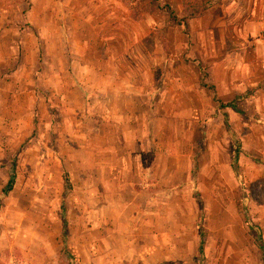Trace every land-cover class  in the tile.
Segmentation results:
<instances>
[{
  "label": "rangeland",
  "instance_id": "374dc122",
  "mask_svg": "<svg viewBox=\"0 0 264 264\" xmlns=\"http://www.w3.org/2000/svg\"><path fill=\"white\" fill-rule=\"evenodd\" d=\"M123 2L134 18L155 10L144 38L157 42L153 56L137 49L145 27L130 16L110 33L93 23L95 11L85 27L89 3L67 19L50 14V0H0V191L13 179L0 198V264H264L249 227L264 244V64L253 59L257 39L264 44V0H211L180 34L159 1ZM210 24L212 48L201 50L209 35L199 31ZM106 36L110 47L119 43L117 63L99 62ZM56 38L69 42L73 62L57 61L65 48ZM210 85L223 103L250 89L237 102L242 113L220 107ZM105 87L116 89L101 99L106 114L132 127H98V100L87 106L84 92ZM132 87L137 94L125 96ZM123 136L139 138L149 207L163 211L145 240L135 221L125 224V208L106 206L117 194L102 179L107 163L118 165ZM159 234L166 246L141 255V242Z\"/></svg>",
  "mask_w": 264,
  "mask_h": 264
},
{
  "label": "crops",
  "instance_id": "0c3cea01",
  "mask_svg": "<svg viewBox=\"0 0 264 264\" xmlns=\"http://www.w3.org/2000/svg\"><path fill=\"white\" fill-rule=\"evenodd\" d=\"M159 1V4L161 6H163L162 4H168L172 9H174L177 13H183L182 11V4H181V0H157ZM161 2V3H160ZM88 6H85L86 4H88ZM50 4H51V11L50 14L55 15L56 17L58 16H64L65 18H71L72 16H74V11L73 9H75L77 6L81 5L82 7L85 6L86 9L90 8L87 10V14H91L89 17H87V19L85 18L83 20V24L85 25L86 28H91L89 25L91 24L90 18L92 17L93 12L95 11V15L100 16V18H98L99 20L94 21L93 23H97L99 24V26L101 28H105V32H110V33H115L117 31L122 30V18L126 17V16H130L131 19L134 18V12L129 11L128 8H126L124 5L123 0H50ZM124 4V5H123ZM210 5V4H209ZM92 10V12L90 13L89 11ZM157 11H160L159 8H156ZM155 10L152 11V9H148L145 8L143 9L142 13L138 14V17L134 18L136 22L138 23H142L143 26L145 27V31L141 33V35L139 36V38H137V42H136V46H138V50L141 53H148V55L151 57L153 55L150 54V52L153 51L154 49V45H157V42L154 44V37L152 38L151 44L148 45L147 41H145V37L148 36L149 34L153 33V29L155 27ZM174 11V12H175ZM253 11V10H252ZM259 11H255L254 15H256V13ZM29 13L32 15H38L41 12L38 11L35 7H32L29 10ZM44 15V13H41ZM100 14V15H99ZM132 14V15H131ZM165 14V13H164ZM165 16V15H163ZM201 17V16H200ZM252 17V16H251ZM165 20L167 19V21H169L170 25L172 28H174V26H179V28L177 27V33H181V27L180 25H175L173 23V20L170 18L169 16V11H168V15L167 18L164 17ZM197 18H192L189 20L188 24L190 26V22H192L194 19H198ZM72 21V20H71ZM57 21L54 24H58ZM61 24V22H60ZM64 24H68L65 23ZM192 24V23H191ZM246 24H243L242 26H245ZM98 26V25H97ZM241 26V28H242ZM215 26L214 25H203L201 26V32L204 33H208L209 38L208 41H205L204 38L201 37L199 38V45L198 47L202 49H207V48H212V43H213V35L211 34L213 32V28ZM183 28V27H182ZM244 30V29H243ZM198 32V31H197ZM184 34V33H183ZM106 38H110L113 39V36H106L105 38H103V41H101L100 43V47L99 48H103L104 49V54H102L101 56H99V62H102L103 64H113V63H117L119 62L124 56L119 57L118 55H116L113 52V49L119 45V43L115 42L113 46L110 47V43H107L106 41L109 40H104ZM257 44H256V48H255V54L253 56V59L255 61H257V63L259 65L264 64V44L261 40V38L257 39ZM55 42V47L56 48H65V54L62 51H58L60 53L59 56H57V52H56V56H57V61L59 63H69V54H68V48H69V42L65 41V40H59L58 38H56L54 40ZM207 42L209 43V45L207 44ZM81 44H85V42L81 43ZM160 44V43H159ZM161 45V44H160ZM84 46V45H82ZM202 52V51H201ZM212 53V51H210V54ZM129 60H131L132 62H140V60H142L144 57L142 55H129ZM147 56V55H144ZM78 58H84L85 56H77ZM152 59V58H151ZM128 60V59H125ZM139 60V61H138ZM200 62H203V57L199 58ZM73 62V61H70ZM85 62V61H83ZM106 80L104 82V85H107L108 83L106 82L108 80V76H105ZM72 84V83H70ZM109 85V84H108ZM116 89L111 90L109 89V87H105L103 89H97V90H91L90 94L86 92H84V100H85V104L87 106H89V103H91L94 100V103L96 100H98V107H97V115H98V121L95 120V118H93V115H91V117L97 121L98 127L100 128L102 125L106 126L107 124L110 125H117L119 124L122 128H129L132 127V123L130 122V118H125L120 119V118H115L114 116H108L106 114L107 111H110L111 109L109 107H107L106 105L102 104V97H107L110 93L112 95H116ZM143 91V96L145 95H149L150 93H152V89H150L149 91H147V88L142 89ZM82 92V91H81ZM83 93V92H82ZM123 93L125 94V96H132V95H136L137 94V88L132 87L131 89H125L123 91ZM142 93V92H141ZM145 93V94H144ZM239 107V106H238ZM234 111V110H233ZM115 113V112H113ZM93 120V121H94ZM122 150L121 153L119 154V159H118V165L114 166L113 163H107L106 164V169H108L109 167H111L110 169H108L106 172V178L104 177L102 180H105V184L110 186H113V189L111 188L110 191L113 192V195H116V199H110L108 204L106 205L107 207L114 205V202L116 201V204L119 203L120 207H122L123 209L125 208V210H123V217L126 221L125 224L127 225H131L133 221L136 222V224L139 225L138 227V233L141 235V239L145 240V235L143 234V231L147 230V227L149 226L150 228L153 227V223L155 222V220H160L161 217L163 216V211L160 209L159 210H155L154 208L151 209V207H149L150 204V198H149V193H148V189H147V167L144 166L143 163V158H142V152L141 149L139 147V138L137 139V141H135L134 138L132 137H127V136H123L122 138ZM137 142L138 146H137V150L136 149H129V148H133L132 143L133 142ZM103 148H99L98 149V155L100 154V151H102ZM105 151V149H104ZM103 164L98 163V168H99V172H101L104 168ZM102 176H105L104 172L103 174H101ZM134 215V216H133ZM128 229V228H127ZM162 235L159 234L158 239H152L153 242L148 245L145 242H141V244L139 245V247L141 248L140 250V254H147V252H151L153 251L155 248L158 249V247H165V241L162 239L161 240Z\"/></svg>",
  "mask_w": 264,
  "mask_h": 264
},
{
  "label": "trees",
  "instance_id": "16d2710c",
  "mask_svg": "<svg viewBox=\"0 0 264 264\" xmlns=\"http://www.w3.org/2000/svg\"><path fill=\"white\" fill-rule=\"evenodd\" d=\"M211 0H181V4H182V11L184 13V15L182 17H179L177 14H175V12L170 9L169 5H163L161 8H165L169 11V16L170 18L179 25H182L186 30H188V20L192 19V18H197L200 16H203L207 10V8L209 7V2ZM156 8H159L160 5L158 3H156L155 5ZM136 13H134L135 15ZM138 17V16H137ZM148 45L151 44V42L147 43ZM208 88L210 90H212L213 93V99L215 101L218 102V104L220 105V107L222 108H231L232 110H234L237 113H242V110L238 107V100L242 99L243 97H248L251 93L250 89H247V91H245V93L243 95H237L235 96L232 100L223 103L222 101H220V99H218L216 93H215V88L210 85L208 86ZM238 159V151H235L234 154V158H233V166L236 163ZM64 172V171H63ZM64 184H65V188L71 189V183L68 179L67 173L64 172ZM12 182L13 179L12 177L9 178V180L7 181L6 187L1 189L0 191V198H3L7 195V193L9 192V190H11L12 188ZM65 225V221H63V226ZM249 227L253 228V229H257V239L259 241V246L261 248H263L264 244L261 241V234H260V228L253 225L252 223L249 224ZM201 249H202V241H201V245H200ZM263 260H264V254H263Z\"/></svg>",
  "mask_w": 264,
  "mask_h": 264
}]
</instances>
